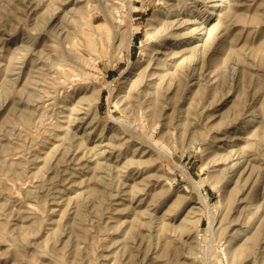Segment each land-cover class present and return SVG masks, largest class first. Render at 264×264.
I'll return each instance as SVG.
<instances>
[{"label":"rangeland","instance_id":"374dc122","mask_svg":"<svg viewBox=\"0 0 264 264\" xmlns=\"http://www.w3.org/2000/svg\"><path fill=\"white\" fill-rule=\"evenodd\" d=\"M0 264H264V0H0Z\"/></svg>","mask_w":264,"mask_h":264},{"label":"bare ground","instance_id":"6f19581e","mask_svg":"<svg viewBox=\"0 0 264 264\" xmlns=\"http://www.w3.org/2000/svg\"><path fill=\"white\" fill-rule=\"evenodd\" d=\"M157 19V15L155 14L154 17H152V19L150 20L149 26H153L156 22Z\"/></svg>","mask_w":264,"mask_h":264}]
</instances>
